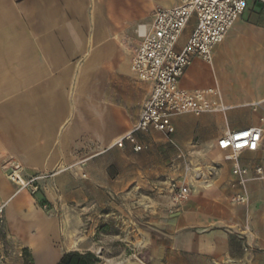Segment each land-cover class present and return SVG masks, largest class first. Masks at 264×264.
Instances as JSON below:
<instances>
[{
  "label": "crops",
  "instance_id": "1",
  "mask_svg": "<svg viewBox=\"0 0 264 264\" xmlns=\"http://www.w3.org/2000/svg\"><path fill=\"white\" fill-rule=\"evenodd\" d=\"M178 4L0 0V206H5L7 230L32 250L38 263L33 234L50 231L54 221L10 174L18 169L24 180L53 175L57 183L69 179L79 184L84 172L88 184L104 182L103 173L101 181L95 175L103 167V154L132 151L128 144L121 149L113 145L136 123L151 91L131 71L139 33L150 29L156 10ZM194 26L192 17L177 48ZM211 58L210 63L194 59L180 86L218 89L227 110L214 116L218 133L212 145L217 148L226 130L264 127L262 112L252 106L264 107V0L248 1ZM147 136L138 139L146 143ZM228 153L218 154V170L206 185L159 211L158 250L163 256L182 257L187 264H216L240 261L252 244L264 246V151L251 152L253 161L245 159L246 152L239 156V165L248 171L244 189L232 174V163L221 159ZM48 178L40 180L44 196ZM73 194L80 200L86 192L77 187ZM236 196L245 203H232ZM51 230L55 232L54 226ZM51 247L44 246L49 249L46 263L56 264L69 252Z\"/></svg>",
  "mask_w": 264,
  "mask_h": 264
},
{
  "label": "rangeland",
  "instance_id": "2",
  "mask_svg": "<svg viewBox=\"0 0 264 264\" xmlns=\"http://www.w3.org/2000/svg\"><path fill=\"white\" fill-rule=\"evenodd\" d=\"M215 114L176 116L175 132L171 136L147 133L144 140L147 150L114 153L108 157L103 154L104 160L99 163L104 168L100 164L95 175L101 181L103 173L104 182L88 184L86 173L81 172L79 184L69 179L57 183V178L48 176L51 181L47 184L46 196L42 194L40 181L36 192L27 189L36 205L54 221L50 223V231L33 234L41 262L5 226L0 237L3 245L0 264H50L45 262L49 255V249H44L46 243L64 253L91 252L99 258L98 264L125 261L187 264L182 257L169 258L158 250L162 231L157 217L160 210L179 202L174 196L181 191L187 190L190 196L216 175L219 163L215 162L224 151L212 145V140L217 138L214 134L218 133ZM244 152L245 159L254 160L251 152ZM229 154L221 159L227 162ZM77 187L86 192L85 199L79 200L73 194ZM53 226L55 232L51 230ZM246 253L240 261L216 264H264V246L252 244L247 246Z\"/></svg>",
  "mask_w": 264,
  "mask_h": 264
},
{
  "label": "built area",
  "instance_id": "3",
  "mask_svg": "<svg viewBox=\"0 0 264 264\" xmlns=\"http://www.w3.org/2000/svg\"><path fill=\"white\" fill-rule=\"evenodd\" d=\"M248 1L179 0L175 7L156 10L150 29L139 33L141 43L131 63L132 73L140 82L148 83L151 91L138 120L129 132L114 143V147L121 149L128 144L134 152L144 151L148 149V144L140 141L138 136L150 132L172 135L175 132L173 118L176 116L226 112L227 107L223 105L217 88L190 91L180 86V80L194 59L211 62L213 48L225 39L228 31L246 10ZM192 17L195 18L193 31L185 44L177 48ZM252 106L254 111L262 112L260 122L264 123L262 104L255 103ZM217 149L230 153L226 161L232 163V174L237 178V184L244 189L248 171L239 165L238 156L244 151H264V127L226 130L217 141ZM17 170L14 169L10 174L12 182L19 189H30L33 193L37 190L38 182L48 178L47 175H39L24 180ZM256 173L258 178L262 177L260 168L256 169ZM188 196L187 190L174 196L179 201L176 205ZM232 203H245V199L236 196ZM4 227L5 206L1 205L0 237ZM2 246L0 239V248Z\"/></svg>",
  "mask_w": 264,
  "mask_h": 264
},
{
  "label": "trees",
  "instance_id": "4",
  "mask_svg": "<svg viewBox=\"0 0 264 264\" xmlns=\"http://www.w3.org/2000/svg\"><path fill=\"white\" fill-rule=\"evenodd\" d=\"M99 258L91 252L80 254L76 251L65 254L57 264H98Z\"/></svg>",
  "mask_w": 264,
  "mask_h": 264
},
{
  "label": "bare ground",
  "instance_id": "5",
  "mask_svg": "<svg viewBox=\"0 0 264 264\" xmlns=\"http://www.w3.org/2000/svg\"><path fill=\"white\" fill-rule=\"evenodd\" d=\"M113 264V263H111ZM117 264H137L135 262H131V261H125V262H120V263H117Z\"/></svg>",
  "mask_w": 264,
  "mask_h": 264
}]
</instances>
